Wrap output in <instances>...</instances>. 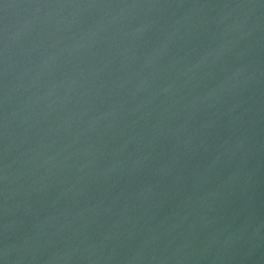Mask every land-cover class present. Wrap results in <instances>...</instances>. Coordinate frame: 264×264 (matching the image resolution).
I'll list each match as a JSON object with an SVG mask.
<instances>
[{
    "label": "water",
    "instance_id": "obj_1",
    "mask_svg": "<svg viewBox=\"0 0 264 264\" xmlns=\"http://www.w3.org/2000/svg\"><path fill=\"white\" fill-rule=\"evenodd\" d=\"M0 264H264V0H0Z\"/></svg>",
    "mask_w": 264,
    "mask_h": 264
}]
</instances>
